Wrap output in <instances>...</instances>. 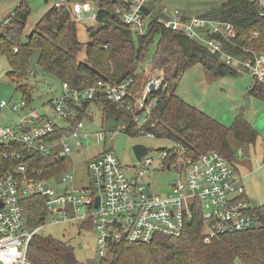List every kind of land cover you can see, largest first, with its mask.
Here are the masks:
<instances>
[{
    "label": "built area",
    "instance_id": "2783aa9c",
    "mask_svg": "<svg viewBox=\"0 0 264 264\" xmlns=\"http://www.w3.org/2000/svg\"><path fill=\"white\" fill-rule=\"evenodd\" d=\"M153 1L55 0L53 7L70 12L78 23L92 24L88 26L95 27L94 30L112 15L135 37L145 35L156 19L164 27L184 31L189 38L200 41L226 65L249 69L254 80L264 84V50L237 41L234 23L203 15L186 17L168 9L160 12L169 15L167 20L159 13L148 22L147 18L156 8L151 5ZM253 1L259 16L264 17V0ZM143 7L151 9L150 15L144 13ZM258 36V31L251 33L252 39ZM232 46L239 51L233 52ZM157 64L152 62L141 68L144 79L137 92H133V78L121 82L103 79L82 89L63 82L61 93L50 100L59 120L31 107L25 98L20 102H0V108L15 113L11 124L0 123V264H35L29 258V247L42 225L29 227L21 204L32 195L45 199L46 212L54 223L69 221L96 230L99 261L90 260L91 264H102L110 247L121 242L147 243L158 234L182 235L196 206H200L204 228L211 237L260 227V215L252 210L242 178L236 175L235 166L225 155L213 149L194 152L182 141L172 138H169L170 148L161 151L162 167L174 170L176 177L170 189L163 193L146 179L154 161L148 156L150 153L135 162L132 167L135 174L128 175L112 148L103 149L87 161L88 186L73 185L72 154L80 153L93 136L103 142L118 132L116 129L88 132L84 119L90 116V122H94V117L90 114V105L84 108V103H101V98L107 97L124 110L131 122L123 125L122 130L156 136L154 127L159 122L156 112L160 100L170 95L175 87L173 81L183 74L175 76ZM83 108L84 118L80 117ZM63 120L71 129L58 140H47ZM30 153L43 158L70 157L71 162L59 176L44 177L42 169L30 165ZM2 157L18 162L2 170ZM97 196L98 206L95 205ZM234 264L242 263L236 259Z\"/></svg>",
    "mask_w": 264,
    "mask_h": 264
},
{
    "label": "trees",
    "instance_id": "16d2710c",
    "mask_svg": "<svg viewBox=\"0 0 264 264\" xmlns=\"http://www.w3.org/2000/svg\"><path fill=\"white\" fill-rule=\"evenodd\" d=\"M46 13L34 25L25 42L23 36L31 15L25 0H19L13 15L0 24V55H4L10 63L12 69L9 76L17 79L16 90L23 94L28 105L33 100L32 92L28 83L22 84L20 81L29 74L30 60L35 49L40 52L38 65L44 73L59 79L61 83L67 82L72 88L80 89L103 79L111 78L121 82L133 78V92H137L144 79V74L137 71V66L152 60L175 76L201 64L209 82L217 77L236 73L217 55L211 54L203 43L189 38L184 31L164 27L156 19L151 22L145 35L135 37L111 15L96 30L88 26L91 30L90 39L81 42L78 22L70 12L58 11L52 7ZM204 16L231 21L237 28V41L253 49L264 50V17L259 16L258 6L253 0H226L207 11ZM254 31L259 32L256 39L251 38ZM154 43L156 49L149 57V50ZM231 50L239 51L233 46ZM82 51H85V60L80 61L77 56ZM175 87L169 96L160 100L156 112L159 122L154 127L156 135L182 141L194 152L209 149L220 151L235 166L237 151L231 148L230 133L235 134L240 143L250 144L256 142L259 136L255 127L241 115L236 117L232 126L227 127L183 101L176 94ZM249 92L264 100V84L255 81ZM100 102L104 106L106 118L115 121L124 118L131 123L124 110L111 103L107 97L101 98ZM89 105L86 102L82 106L87 108ZM84 108L80 115L82 118ZM69 129L71 126L63 120L59 122L56 133L47 140H58ZM28 160L32 167L44 171V177L59 176L71 162L70 157L43 158L34 153L28 154ZM17 162L15 159L8 161L2 157V170L13 167ZM21 204L29 227L45 223L46 203L42 196H29ZM252 210L260 215V227L221 235L210 242H204L206 234L203 230V214L200 206H196L194 216L182 235L170 237L158 234L147 243L126 241L115 244L110 247L108 257L102 264H234L236 259L242 264H264V205L253 207ZM29 258L35 264H80L76 250L71 245L62 244L39 233L31 240Z\"/></svg>",
    "mask_w": 264,
    "mask_h": 264
},
{
    "label": "rangeland",
    "instance_id": "374dc122",
    "mask_svg": "<svg viewBox=\"0 0 264 264\" xmlns=\"http://www.w3.org/2000/svg\"><path fill=\"white\" fill-rule=\"evenodd\" d=\"M29 5L31 15L26 23V30L24 32L23 41L27 39V35L32 31L34 25L47 14L51 9L55 0H25ZM226 0H154L151 2L152 6L156 8L153 10L151 17L147 21H151L153 17L159 15L163 8L173 11L177 15L198 16L203 14L215 6L221 5ZM19 0H0V24L8 21L14 10L16 9ZM150 5V4H149ZM90 23H78L79 40L87 42L90 39ZM95 29V27H93ZM156 49V43L152 44L149 50V57L152 56ZM39 50L35 49L31 57V66L29 74L25 79L20 81L22 84L28 83L30 92H32L33 100L31 107L38 109L41 112H46L56 120H59L50 106V100L58 96L62 90V83L55 77L46 74L38 65ZM85 51H82L77 59L85 60ZM153 62V60H152ZM150 62V63H152ZM157 63V62H154ZM149 62L138 64L137 71L142 67L148 65ZM11 65L4 55H0V102L2 100L20 102L23 99V94L17 92V79L9 76ZM236 73L227 74L217 77L212 82L206 80L205 71L202 65H195L184 71L180 79H175L173 84L176 85V94L200 111L202 110L213 119L220 121L227 127L234 124L236 117L241 115L250 122L259 136L254 143L242 144L235 134L230 133L229 141L232 150L241 148L245 151V157L249 158V166L242 168L240 165L236 166V175L239 177L242 174L245 177L244 183L246 187V194L250 200L251 207H258L264 205V100L250 94V105L247 106L245 100L246 95L252 89L255 82L251 71L243 66L237 67ZM35 71V72H34ZM27 87V86H26ZM90 114L94 117V122H90L87 116L84 119L85 129L88 132L107 131L116 129L118 132L113 136L107 137V141H98L94 136L87 142L86 146L80 153L72 154L74 180L73 185L77 187L88 186L90 183V175L87 170V161L93 156L98 155L103 149L112 148L119 156L124 169L128 175H134L136 171L132 169L135 162L138 161L133 147L139 143L151 148L148 155L154 161L151 166L149 175L146 177L148 181L156 184L158 192H165L169 190L172 180L176 177L174 170L169 171L162 167V150L170 148L171 142L167 137L156 135L150 137L143 134L131 135L122 127L129 124L127 120H112L106 118L104 106L101 103H90ZM15 113L8 108H0V123L11 124L14 121ZM84 169L81 170L80 167ZM237 167L239 169H237ZM45 224H41L42 228L39 234L50 236L62 244L71 245L77 254L80 264H91L99 261L97 255V237L96 230H91L88 227L73 224L69 221H62L54 223L51 216L46 212ZM205 232L204 242H210L214 238Z\"/></svg>",
    "mask_w": 264,
    "mask_h": 264
},
{
    "label": "water",
    "instance_id": "95a60500",
    "mask_svg": "<svg viewBox=\"0 0 264 264\" xmlns=\"http://www.w3.org/2000/svg\"><path fill=\"white\" fill-rule=\"evenodd\" d=\"M142 10L144 11V13L146 15H150V13H151V9H149L147 7H143ZM160 17L167 20V18H169V15L162 12V13H160ZM230 69H232V70H234L236 72L238 71L237 67L235 65H233V64H232V66H230ZM151 88L154 89V86H151ZM245 100L247 102V106H249L250 105V102H249L250 101V92L246 95ZM133 150H134V153H136L137 159L139 160L143 156L148 155L152 149L147 147V146H145L144 144L139 143V144H137V145H135L133 147ZM95 202H96L95 205L98 206L99 202H100L99 201V196H97Z\"/></svg>",
    "mask_w": 264,
    "mask_h": 264
},
{
    "label": "crops",
    "instance_id": "0c3cea01",
    "mask_svg": "<svg viewBox=\"0 0 264 264\" xmlns=\"http://www.w3.org/2000/svg\"><path fill=\"white\" fill-rule=\"evenodd\" d=\"M224 2V1H223ZM215 7H217V6H215ZM213 9V8H212ZM163 10H167V8H163ZM162 10V11H163ZM209 10H211V9H209ZM209 10H207V11H209ZM206 11V12H207ZM206 12H204L203 14H198V16L199 15H203L204 16V14L206 13ZM185 16V15H184ZM186 17H192V16H186ZM155 64H157V63H155ZM157 65H159V64H157ZM248 159L249 158H247V157H245V151L243 150V149H241V148H239V149H237V155H236V160H235V165H240V166H242V168H245V167H247V166H249V162H248ZM262 165V164H261ZM235 168H236V166H235ZM237 169H239L238 167H237ZM247 174V173H246ZM246 174H245V177H246ZM241 176V178H242V181L244 180V176L242 175V174H240ZM243 184H244V187H245V183H244V181H243ZM245 191H246V187H245ZM246 197H247V194H246ZM248 198V197H247ZM248 200H249V198H248ZM249 202H250V200H249Z\"/></svg>",
    "mask_w": 264,
    "mask_h": 264
}]
</instances>
